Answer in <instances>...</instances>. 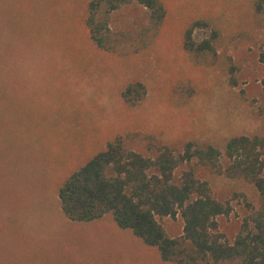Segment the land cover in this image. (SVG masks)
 I'll return each mask as SVG.
<instances>
[{
    "label": "rangeland",
    "instance_id": "obj_1",
    "mask_svg": "<svg viewBox=\"0 0 264 264\" xmlns=\"http://www.w3.org/2000/svg\"><path fill=\"white\" fill-rule=\"evenodd\" d=\"M162 1L158 34L112 55L89 37L88 0H0V264H173L110 215L68 218L63 180L116 135L146 156L161 146L182 152L190 140L224 150L235 135L264 136V9L254 0ZM194 22L195 40L211 38L206 58L184 48ZM109 25L127 37L153 30L137 1L114 10ZM136 81L147 93L130 105L122 91ZM201 175L232 206L218 221L233 240L257 193L242 178ZM157 218L182 234L179 214Z\"/></svg>",
    "mask_w": 264,
    "mask_h": 264
},
{
    "label": "trees",
    "instance_id": "obj_2",
    "mask_svg": "<svg viewBox=\"0 0 264 264\" xmlns=\"http://www.w3.org/2000/svg\"><path fill=\"white\" fill-rule=\"evenodd\" d=\"M137 1L151 12L153 30L127 37L109 25L111 13ZM84 20L94 44L112 54L136 52L156 36L167 17L162 0H88ZM261 12L264 0H254ZM194 22L184 33V48L195 59L213 49L211 38L198 42ZM143 82H129L123 100L134 105L146 96ZM223 158L228 164H223ZM183 167L180 174L177 171ZM201 172L221 173L251 183L258 203L248 204L240 230L233 240L219 229L218 218L232 211L229 201L218 199ZM68 218L90 222L110 215L118 227L129 229L160 258L173 264H264V136L235 135L222 150L213 144L190 140L182 152L161 146L156 156L128 147L116 135L72 169L58 190ZM180 215L183 232L172 237L157 216Z\"/></svg>",
    "mask_w": 264,
    "mask_h": 264
}]
</instances>
